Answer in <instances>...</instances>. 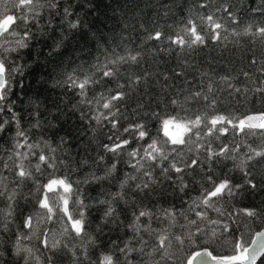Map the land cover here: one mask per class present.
Instances as JSON below:
<instances>
[{
	"label": "trees",
	"instance_id": "trees-1",
	"mask_svg": "<svg viewBox=\"0 0 264 264\" xmlns=\"http://www.w3.org/2000/svg\"><path fill=\"white\" fill-rule=\"evenodd\" d=\"M4 18L0 264H186L264 229V131L236 126L264 113V0H0Z\"/></svg>",
	"mask_w": 264,
	"mask_h": 264
},
{
	"label": "water",
	"instance_id": "water-1",
	"mask_svg": "<svg viewBox=\"0 0 264 264\" xmlns=\"http://www.w3.org/2000/svg\"><path fill=\"white\" fill-rule=\"evenodd\" d=\"M14 23L12 18L0 20V38L5 35ZM4 68L0 65V96L5 88ZM239 130L264 131V113L250 114L236 124ZM264 256V229L257 232L250 244L232 256H213L208 250L193 252L186 264H258Z\"/></svg>",
	"mask_w": 264,
	"mask_h": 264
},
{
	"label": "rangeland",
	"instance_id": "rangeland-1",
	"mask_svg": "<svg viewBox=\"0 0 264 264\" xmlns=\"http://www.w3.org/2000/svg\"><path fill=\"white\" fill-rule=\"evenodd\" d=\"M184 129L185 128L183 127V125L170 122L164 125L163 131L171 141L179 142L183 139ZM47 194L48 196L45 197L44 204L46 207H48V212L56 211L54 208H57L58 210L61 209L63 211V214L65 215L63 216L64 220H61V223L64 226H66V224L68 225L69 223V226L75 229V227H77V223L73 221L72 218L69 216L67 210V188L63 184V182H52L47 188ZM44 217L45 214H43L41 218L43 219Z\"/></svg>",
	"mask_w": 264,
	"mask_h": 264
}]
</instances>
